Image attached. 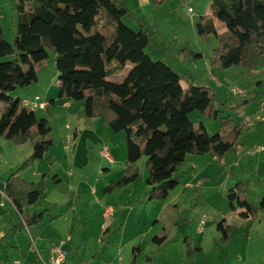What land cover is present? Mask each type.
<instances>
[{
	"label": "trees",
	"instance_id": "16d2710c",
	"mask_svg": "<svg viewBox=\"0 0 264 264\" xmlns=\"http://www.w3.org/2000/svg\"><path fill=\"white\" fill-rule=\"evenodd\" d=\"M152 1L156 6L165 2ZM210 1L212 13L199 17L197 30L203 43L211 36L217 39L218 47L209 58L211 65L220 71L237 67L252 74L264 61V0ZM17 12L14 44L6 40L0 15V137L16 145H32L33 155L18 172L45 159L55 144L51 122L39 118L23 106L20 98L14 97L18 89L38 83L39 71L48 65L52 55L58 72L59 99L84 102L89 120L107 115L111 130L126 134L129 168L121 180L110 182L104 194L134 183L140 177L136 165L146 156L152 186L149 200H165L179 186L174 174L189 155L213 152L223 160L226 154L234 152L245 125L232 126L228 117L221 120L222 128L229 125L231 130L211 135L203 121L198 125L193 122L191 116L196 112L210 121H217L223 112L211 82L186 77L184 86L183 78L173 66L154 60L148 53L153 34L144 28L135 31L124 22L131 13L126 5L118 0H18ZM214 18L241 31L219 34ZM94 35L104 41L103 51L92 44ZM180 54L186 60L206 58L202 52L188 49ZM129 64L133 68L123 82L110 80ZM222 105L226 108L228 102ZM53 163L51 160L50 164ZM52 180L60 183L58 177ZM11 188L12 184L7 186L8 195L24 226L44 222L48 210L35 215L24 212L26 206L43 199L46 190L43 180L30 185L21 197L14 195ZM228 200L232 212L240 211L241 221L256 219L258 212H264V197L258 207L253 206L243 182L229 190ZM226 221L224 218L217 222L223 243H228L232 232L240 227V223L225 225ZM153 241L162 248L168 236H156ZM185 244L186 257L194 263L201 248L195 247L190 238L185 239ZM139 250L134 247L133 261ZM153 261V257L146 258L148 263Z\"/></svg>",
	"mask_w": 264,
	"mask_h": 264
},
{
	"label": "crops",
	"instance_id": "0c3cea01",
	"mask_svg": "<svg viewBox=\"0 0 264 264\" xmlns=\"http://www.w3.org/2000/svg\"><path fill=\"white\" fill-rule=\"evenodd\" d=\"M118 1L130 8L132 13H135V11H141V13H143V16L137 17L135 27L138 31L142 28L148 30L153 34L152 38L157 39V46L154 47V51L152 49L148 51L151 57L153 53H155L156 56L160 55L165 57L169 61L170 66H173L175 69L177 68V65L187 61L184 56L180 54V51L183 49L189 50L192 41L205 55V52H203L204 50H202L204 43L201 41L198 34L197 24L200 16L211 15L210 0H200V4L197 7L199 12L197 13V16L191 19V21L182 20L179 16V9L183 4L185 5V0H165L162 6H156L152 0ZM143 9H147V11H155L149 14L147 11H143ZM189 10L193 12L191 8H189ZM3 13L4 12H2V14ZM1 20L3 23L4 15H1ZM132 23L134 24L135 21ZM214 23L219 34L229 32L227 30L221 32V24L223 23L217 18H214ZM91 42L99 50L103 51L104 41L99 36L94 35L91 38ZM181 47L184 48L181 49ZM174 52L175 56L170 54ZM52 56V80L50 79L47 81L46 73V70L49 69L51 65L41 68L39 71L38 83L27 89H23L25 96H22L23 99H20L25 100L32 96H40L43 101L49 103L47 110L41 111L45 114L42 115L41 118H47L49 121H53L54 119L58 121L57 118L61 117L65 121L64 129H59L58 131L60 137L64 140L68 175L67 177L62 176L59 171H57V168L59 167V161H57L58 158H56L57 160L54 168H50V166L47 165L46 160L43 159L36 162L29 169L18 172L22 164L33 155L34 151L32 145L30 143L16 145L11 141L4 140L0 137V190L6 191L8 195L7 186L12 184L11 189L13 194L21 197L29 190L30 185L38 184L43 180L44 185L46 186L43 199L33 205L26 206L24 212L29 215L39 214L45 210H48L49 212L44 222L41 224L33 227H25L22 217L14 207L13 203L5 208L0 206V264H13L16 260H20L22 264H50L51 248L56 243L66 242L68 237L70 240L69 242H66L67 244L65 245V248L68 251V259L65 264L139 263V258H137V256L134 261L132 256L129 258L125 256V259L119 258L120 261L118 259V262H116V257L108 258L106 256L108 249L99 259H97L96 256L99 250L98 246H94V251L90 253L91 257L89 255L88 260H78L79 255L81 254L80 251L87 242H90L91 239L89 235L85 234L88 232V228L92 223V220H90L89 217L90 212L97 216L98 213L100 214L98 218L99 221L96 220V222L98 223L102 234H104L105 231H110L111 225L117 223V221L112 222L113 213L116 208L123 209L119 212L122 215L125 213L128 205L135 203L137 190H139L137 187L138 180L126 188L115 190L110 194H104V189L110 184V182L119 181L122 178L121 175L127 171L128 164H126V162L125 167L122 170L113 171L111 174H107V177L102 178V180L97 178L96 183L90 184L84 176H76L74 173L75 168L78 170H84L88 165V161H90L88 158L91 153L97 152V154L101 155L104 150H108L110 154H116L118 151L116 149L117 145L124 141V135H122L123 133L115 134L107 124L103 123L102 118L89 120L85 114L84 102L76 103L69 99H59V90L56 81L58 78V72L56 71L55 56ZM181 59L183 60L181 61ZM132 68L133 65H127L122 72H117L110 80L118 83L123 82ZM217 70V67H213V69L211 67V72L209 74H212L213 76L214 71ZM188 73L191 74L192 72L188 71ZM114 79H117V81H114ZM17 91L14 93V97L19 98V95H16ZM0 109H2V107H0ZM35 113L37 115V112ZM250 117L255 120L256 128L262 126V124H264V103L263 106L256 110L254 115ZM257 132H260L258 134L261 135L262 140L257 146H252L255 147V150L250 151L254 153L253 156L256 154L261 156L256 160L247 159L252 168L247 188L249 191V199H251L250 194L252 195L254 193L253 197L255 204L252 205H256L255 207L259 206L260 201L264 197V152H257L260 147H264V125L262 126V129L257 130ZM108 143L111 147L114 143V149L112 151L107 146ZM238 146L241 147L242 151L239 153L237 152V154H240V159L236 164L248 156L245 154V151H248L249 149L247 147L251 145L241 141ZM123 152V149H121L120 154L122 156ZM231 156V153L226 154L220 163H225V159ZM125 160L122 159V161ZM190 160L196 162L197 166H193L192 164L189 165L190 169L193 171L192 174L197 178L196 169L200 164L202 157H193V155H189L185 164H188ZM210 161L212 164L219 162L215 155L210 156ZM114 162H116V157H113V163ZM53 172H55L54 177L60 179V183H55L52 180ZM44 175H46L45 178ZM231 177H233V175ZM180 185L181 183L179 186ZM119 191L121 193L116 194ZM145 191L146 188L143 189V192ZM113 194L116 195V199H119V202L116 201L118 206L109 204L110 198H112L111 195ZM182 197L183 191L180 196L178 195L167 201L164 206L175 203L176 201L181 203L180 199ZM122 198L124 201H121ZM87 199H89L90 207L86 204ZM91 201L93 203H91ZM108 211L110 213H106ZM239 212L240 211H237L236 213ZM224 218L228 220L229 217L226 216ZM263 221L264 213L262 211L258 212L256 219L251 218L241 221L238 216H236V223H240V227L232 232L231 240L228 244L232 243L235 237H237V246H243L245 241L250 239L253 231H256L257 228L259 229L264 225ZM108 241L109 240H107V242ZM99 242L101 243V240ZM111 243L112 244L109 246L110 248L117 246L115 245L117 244V236H115V239ZM135 243L138 245L137 240L131 239L126 242L125 245H134ZM121 245L122 244L119 245L120 248ZM84 248L86 252V246ZM198 248L202 249V244H199ZM139 253L141 255V249L139 250Z\"/></svg>",
	"mask_w": 264,
	"mask_h": 264
},
{
	"label": "rangeland",
	"instance_id": "374dc122",
	"mask_svg": "<svg viewBox=\"0 0 264 264\" xmlns=\"http://www.w3.org/2000/svg\"><path fill=\"white\" fill-rule=\"evenodd\" d=\"M184 2L185 5L183 4L179 9V16L182 20L191 21L199 12L197 7L200 4V0H185ZM17 3L18 0H0V14L4 15L2 26L4 28L6 40L10 44L15 43L17 36ZM189 8H191L193 12L189 11ZM143 11H147V9H143ZM154 11L155 10L147 11V13L151 14ZM2 12L4 13L2 14ZM141 16H143L141 11H135V13L131 11V13L124 18V22L129 27L132 26L131 28L133 30L138 31L135 24L137 22V17ZM133 21H135L134 24L132 23ZM221 25V32L223 30L232 31L233 33L241 31L237 27H232L227 24ZM156 46L157 39L151 38L148 51L150 49L154 51V47ZM217 47V39L211 36L209 41L203 44L202 49L204 50L203 52H205V59L208 60L194 61L188 59L175 68L176 72L183 78L182 84L184 86L187 84L186 77L193 79L198 76L197 78L201 80L208 79L215 89L218 107L223 111L219 119L217 121H210L206 118H200L197 112L191 116V119L196 125L204 121L208 128V133L211 135L220 131L227 133L231 130V126L229 125L224 126V129L222 128V119L230 117L233 123L232 126L241 125L246 117L253 116L254 112L261 108L264 103V61L259 64L256 70L250 75L241 68L233 67L226 71H214L212 76V74L209 73L211 72V67L213 69L214 66L211 65L209 58L212 57L213 50ZM182 48L184 47H181V49ZM191 49L197 53L201 52L193 41L191 42L189 50ZM170 54L175 56V52ZM152 58L170 65L165 57L160 55L156 56L155 53L152 54ZM182 60L183 59H181V61ZM52 63L51 58L48 63L51 67L46 70L47 81L50 79L52 80ZM188 71L192 73L190 74ZM114 81H117V79H114ZM236 90L239 91V94H235ZM23 92V89H18L16 95H19V98L23 99L22 96H25ZM34 97L35 96H32L28 99L32 100ZM246 98L247 101L248 99H252L249 104H245L244 99ZM224 102H228V107H223L222 104ZM0 107H2L1 103ZM42 115L45 114L41 111H37L38 117L41 118ZM101 118L103 119V123L108 126V116L103 115ZM57 119L58 121L55 119H52L53 121L50 120L53 127L52 138L55 144L46 155L47 157H45V160L50 168H54L57 160L56 158H58L59 167L57 171H59L62 176L67 177V155L64 150V140L60 137L58 131L59 129H64L65 121L61 117ZM263 125L264 124H262V126ZM262 126H258L257 128L256 125L252 128L246 127L239 143L244 141L246 144L251 145L247 147L249 150H255V147L252 146H257L262 140L261 135L258 134L260 132H257V130L262 129ZM120 133H123L124 141L118 143L116 148L118 151L116 154L113 155L111 153V156L116 157V162H110L107 158L97 154V152L91 153L88 158L90 161H88V165L84 170L75 168L74 173L76 176H84L86 180H88V183L91 184L96 183L97 178L102 180V178L107 177V174H111L116 170H122L125 167V162L128 164L129 168L130 164L127 159L125 142L126 134L125 132ZM107 146L111 151L114 149V143L112 147L109 143ZM121 149L124 151L123 156L120 154ZM231 154L232 156L225 159V163L223 162L222 164L220 163L222 160H219L217 157L216 159L219 162L211 163L210 156H214L213 152L202 156L193 155V157H202L196 169V175L198 177H194L192 174L193 171L190 169L189 165L192 164L193 166H197L196 162L190 160L188 164L182 165L174 174V178L178 179L181 185L175 190H172L167 199L153 201L149 200L152 191V186L148 184L150 171L147 165V157L143 156L136 165L140 170V177L137 179V187L139 190H137L135 203L128 205L125 213L122 215L119 212L123 209L116 208L113 213L112 222L117 221V223L111 225L110 231L104 234L101 233L98 223L96 222V220L99 221L98 218L100 214L98 213L97 216L90 212L89 217L92 223L88 228V232L85 234L89 235L91 239L90 242H87L85 245L86 252L85 246L80 251L81 254L78 260H88V256L94 251V246H98L97 259L108 249L106 256L108 258L116 257V262H118L119 258L125 259V256L127 258L132 256L134 247H137L141 249V255L140 253L137 254L139 263H146L147 257H153L154 261L152 264H264V225L259 229L257 228L256 231H253L250 239L246 240L245 244L240 247L237 246V237H235L230 244H228L229 242L223 243L221 240L222 234L217 230V222H220L226 216L229 218L225 222V225L237 224L236 216H238V213L232 212L230 209L228 192L239 182H243L246 185L248 184L252 168L247 159L256 160L261 156L257 154L253 157L247 156L244 160L242 159L236 164L240 159V154H237L236 148ZM122 159L126 160L122 161ZM51 160L52 162L54 161L53 165L50 164ZM54 174L55 172H53V177ZM124 174L121 175V177H123ZM232 175L233 177H231ZM144 188H146L145 192H143ZM182 191L183 197L180 199L181 203L176 201L175 203L164 206L167 201L178 195L180 196ZM119 193L121 192L119 191L116 194ZM253 194H250L251 199L249 200L251 204H255ZM111 197L109 204L118 206L117 202H119V199L115 198L116 195L113 194ZM121 201H124V199L122 198ZM91 203L93 202L91 201ZM86 204L89 207L91 206L89 204V199H87ZM163 235L168 236V241L162 248H159L158 244L153 241V238ZM115 236H117V244H115L117 246L110 248L109 246L112 244L111 242L115 239ZM104 237L106 238L103 240L104 242H102ZM187 238L192 240L195 247L202 244V249L196 255L194 263L186 257L185 239ZM131 239L137 240L138 245H136L137 243L134 244L136 246L131 244L125 245V243ZM100 240L101 243L99 242ZM107 240L109 241L107 242ZM120 244H122L121 248L119 247Z\"/></svg>",
	"mask_w": 264,
	"mask_h": 264
},
{
	"label": "built area",
	"instance_id": "2783aa9c",
	"mask_svg": "<svg viewBox=\"0 0 264 264\" xmlns=\"http://www.w3.org/2000/svg\"><path fill=\"white\" fill-rule=\"evenodd\" d=\"M191 11V10H189ZM235 94H239V91H235ZM23 101V106L31 109L34 112L37 111H46L47 107L49 106V103L43 101V99L40 96H35L34 99L30 100V99H25L22 100ZM243 124L245 125V127L247 128H252L255 126V120L251 117H246L245 121H243ZM236 151L239 153L242 151L241 147L237 145L236 147ZM257 152H264V147H260ZM245 154L248 156H253L254 153L250 150L245 151ZM101 155L104 158H107L110 162L113 163V158L110 154V152L108 150H104ZM0 196H1V202H0V206L5 208L6 206H8L9 204H12V200L10 199V197L7 195L6 191L4 190H0ZM106 213H110L109 211ZM204 223V222H202ZM70 238H67L66 242H69ZM66 242H62V243H56L53 245V247L50 250V264H65L67 259H68V251L65 248V245L67 244ZM13 264H22V262L20 260H16L13 262ZM131 264H152V263H131Z\"/></svg>",
	"mask_w": 264,
	"mask_h": 264
},
{
	"label": "water",
	"instance_id": "95a60500",
	"mask_svg": "<svg viewBox=\"0 0 264 264\" xmlns=\"http://www.w3.org/2000/svg\"><path fill=\"white\" fill-rule=\"evenodd\" d=\"M245 104H247L246 101H245Z\"/></svg>",
	"mask_w": 264,
	"mask_h": 264
}]
</instances>
